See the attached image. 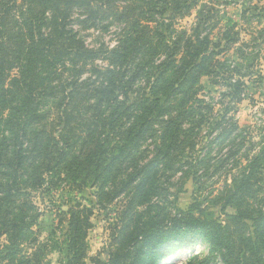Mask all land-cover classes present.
I'll use <instances>...</instances> for the list:
<instances>
[{"label":"rangeland","instance_id":"obj_1","mask_svg":"<svg viewBox=\"0 0 264 264\" xmlns=\"http://www.w3.org/2000/svg\"><path fill=\"white\" fill-rule=\"evenodd\" d=\"M87 1L88 3L85 0H74L71 3L68 16L71 39L60 46V54L50 55L47 66L44 64L41 71V87L50 88L51 94L41 95L44 97L37 99L34 110L46 116L35 123L27 118L28 114L23 112L24 108L16 115V119L12 118L13 122H10L6 118L10 110L0 108V146L5 144L6 147L5 141L10 140L16 142L14 145L17 146L22 142H31V138L36 134L33 128L42 129L43 125H46V128L41 138L45 139L47 147L69 146V158L66 163L53 151L52 157L46 159L52 164L51 168L47 169L45 157L49 153L44 152L36 165L23 169L18 178L12 174L14 168L7 170L8 159L0 155V203L3 204L1 216L4 217L5 211L8 216L6 223L8 221L11 225L20 227L19 231L23 232L24 236L20 246L22 251L17 256L19 263H15L22 264L20 261L26 259L25 255L30 256L35 252L39 247L35 239L39 237L41 244L45 242L49 246L44 261L60 264L65 256L61 248L65 247L62 241L69 229L68 211L79 206L78 209L85 207L91 210L92 226L86 238L87 254L83 264H93L91 260L95 258L107 262L111 252L120 248L127 251L120 264H142L136 262L134 256L139 249L141 251L145 241V234H140L142 225L147 227L150 220H155L164 225L163 235L171 229L169 222L180 216L181 211L186 212L183 217L204 220L208 224L213 221L225 226L223 236L219 239L208 234L197 236L191 231L182 236H160L158 245H155L156 250L151 249L156 258L143 264H224L221 255L224 251L229 252L228 257L234 261L233 264H264V231L258 230L256 223L250 218L241 220L244 225L236 223L232 219L233 215L238 213L235 204H216L218 199L225 197L224 189L227 185H233L234 177L240 174L241 166L247 162L243 155L246 148L251 147L254 150H247L248 155L253 156L264 147V0H215L216 3L210 2L211 0H187L190 8L173 17L170 10L159 14L162 4L148 13H130L126 7L132 3H140L141 0ZM7 2L13 8L12 13L19 18L24 8V0H0L2 10L6 9L2 4L6 5ZM40 5V14L36 18L41 21V31H48L51 7L61 9L65 5L63 2L57 3V0H42ZM205 5L214 6L216 11L208 12ZM110 8L116 12H112ZM246 9L249 12L245 13ZM208 14L215 17L211 19V23L208 22ZM132 17H141L142 23L148 25L151 30L150 61L145 70L138 73V62L127 64L113 57V52L127 37L128 23L133 22ZM229 27L235 32L238 31L240 41L226 54L220 55L219 59L228 60L227 64L232 60L233 67H237L239 73L235 76L230 73L231 78L230 74L217 69L213 76L200 77L196 87L200 86L201 91L194 94L192 89L185 96L177 95L176 98L174 95L171 100L177 110L171 112L170 116L175 115L176 111L190 114L184 128L190 134V140L194 141V149L185 154L170 139L161 145V137L147 136L149 138L139 142L133 155L117 160L115 172L106 173L104 161L110 162L114 149L120 146L133 147L135 142L132 134L129 137L120 134L126 131L130 123L137 120L135 117L140 118L141 108L135 103L137 91L139 97L144 93L151 96L152 87L158 79H162L165 73L168 79L173 77L174 68L167 72H163L165 68H161L162 61L168 56L165 44L175 40L176 43H184L188 39L196 43L202 41V37L216 43L220 41L219 34ZM179 38L182 39L181 42ZM241 43L248 46L241 47ZM256 43L259 46L253 47ZM179 45L180 50L175 53V63L178 65L180 59L185 56L184 44ZM19 47L17 43L9 47L13 51L10 57L14 63L22 60L25 55ZM67 47L77 51L68 55ZM76 52L82 54L75 56ZM241 53L244 54L243 58ZM3 61L4 58L0 59L1 63ZM8 65L3 64L5 73L9 74L7 83L18 74L17 67L8 70ZM161 71L164 75H161ZM240 73L244 76L240 77ZM236 81L241 83V87L237 93L238 97L232 99L230 93ZM100 84L110 87L118 85L116 100L113 103L104 101L101 111L100 106L95 110L103 91ZM190 85L192 83L187 86L193 87ZM76 89L82 92V96L78 97L79 101L75 107L69 108L70 92ZM129 89L130 94L125 96L124 91ZM131 107L132 111L122 114ZM74 108L73 112L78 111L77 114L79 111L88 115L96 114V120L91 122L88 118H72L74 122L65 125V122L69 121L64 115L65 111H72ZM26 109L30 110L29 107ZM113 112L119 113L117 119ZM226 113L233 117L232 123H237L239 129L242 128V131L238 132L242 133V136L233 137L236 142L234 141L235 146L233 145L231 150L228 144L216 142V132H212L213 123ZM215 116L216 119L213 118ZM104 117H110L114 121L108 119L104 122ZM202 117L204 121L199 125ZM179 119L177 116L178 121ZM15 122L21 125L22 132H18L14 139L13 131L19 127ZM88 128L89 131H94V139L95 135L103 132L102 143L108 149L99 166H87L86 155L79 154V147L84 141L75 137L78 132H87ZM113 131L120 134L116 135ZM245 139L244 146L239 145ZM14 145L11 146L12 150ZM231 153H234V156H231ZM40 160L43 163L39 162ZM234 160L239 162H235V166ZM149 162H154V166L146 169L151 173L149 178H146L142 167ZM262 178L264 179V171ZM13 179L20 190L13 191L9 200L1 199L6 195V183ZM122 181L126 183L123 184ZM82 182L83 187L78 188L77 185ZM262 183L264 188V180ZM122 188L124 190L119 192ZM259 195V199L250 202L251 208L254 211L260 209L264 213V190ZM193 204L199 205L200 209L196 208L190 212L189 207ZM130 210L133 218L126 220V213ZM2 227L5 226L0 221V264H7V261L2 260L6 252L3 246L7 243L6 235L1 234L4 229ZM121 228L124 229L125 242L120 245L114 242L113 233L120 232ZM133 239L137 241L135 249L129 245ZM175 239L179 242L173 241ZM55 241L58 246L51 249L52 245L56 246ZM173 248L175 253L169 256ZM149 251L150 247H147L141 257L139 256L140 260L148 259L146 255ZM27 264L36 263L31 259Z\"/></svg>","mask_w":264,"mask_h":264},{"label":"trees","instance_id":"obj_2","mask_svg":"<svg viewBox=\"0 0 264 264\" xmlns=\"http://www.w3.org/2000/svg\"><path fill=\"white\" fill-rule=\"evenodd\" d=\"M85 1L88 3L87 0ZM58 2H63L65 7H62L61 9L57 7L52 9L51 7V17L47 25V27L49 28L48 31H41V21H37L36 18L37 15L40 14L39 8L41 7L40 4L42 3V0H24V8L20 12L19 18L12 13L13 8L9 5V2H7L6 5L5 3L2 4V6H6V9L2 10L0 8V59L4 58V61L2 63L0 62V108L3 110H10L9 114L6 116V118L9 119L8 121L10 122H13L12 118L16 119V115L20 114L24 110V108L25 110L23 112L28 114L27 118L31 119V121L35 123H37L38 119H43L46 116V114L42 116L39 113L40 111L34 110L37 99L44 97L41 95L51 94L50 88L43 89V87H41V80L43 79V77L41 76L43 73L41 71H43L44 64L47 66L50 55H54L53 53H55L56 55L60 54L58 50L60 46L62 44H65V41L71 39V32L68 29V16L70 7L72 6L71 3H73L74 0H57V3ZM183 2L182 0H160L159 2L141 0L140 3H132L133 5L130 4L126 8L129 9L130 13L132 12L135 13V15H139L148 13L150 10L153 11L156 9V6L162 4L160 5L161 7L159 14H164L168 10H170L173 17V15L175 16L177 14H183L185 12L183 11L184 9L187 10L190 8L187 0H183ZM210 2L216 3L215 0H211ZM206 8L210 13H214L216 11L214 6H206ZM110 10L112 12H116L111 8ZM244 12L246 13L249 11L248 9H246ZM207 18L208 22L211 23V19H214L215 17L210 15ZM131 19L133 20V22L128 23V31L126 33L127 37L123 39L122 44H120L118 49L113 52V57L115 60L120 59L121 61H125L127 64H136V62H138L136 64V73H138L145 70L147 63L150 61L149 55L152 54V40L150 36L151 30L148 25L142 23L141 17H132ZM18 22L19 24H17ZM219 36L220 41H217L216 43H211V41H208V39L202 37V41L196 43L188 39V41L184 43H176L175 40L173 43L167 42L165 44V47L167 46L168 56L162 61V65L165 67L162 66L161 68H165L163 72L170 71V68H174L173 77L171 79H168V76L165 77L166 73L164 75V73L161 71V75L164 76L162 77V79H158L156 83H154L151 90V96H148L144 93L142 94V97H139V91H137L135 103L138 104L141 108L139 114L140 118L135 117L137 120L132 122V124L134 125L130 123L126 131H122L121 134L120 132H117L118 134H123L126 137H129V135L132 134V138H134L135 142H133L132 144L133 147L120 146L116 147L114 151L112 150L113 153L111 154L110 162L108 163L104 161V164L106 165V173H111L112 171L115 172V164L117 160L119 161L122 158L129 157L131 154L133 155L139 142L145 140L144 138H146L147 136L152 138H155L156 136L161 137V139H163L161 145L165 144L166 140L170 139L171 142L177 144L180 148V151L185 154H189V152L194 149V141L192 139L190 140V134L188 133L186 128H184L186 119L190 114L182 111H176L175 115L170 116L169 114L171 112L177 110L176 105H173L171 100L174 99V95L176 96V98L177 95L185 96L192 89H194V94L198 93L199 90L201 91L202 89H200V86L196 87L200 77L203 75L213 76L215 75V73H217V69L223 70L224 73H232L234 74V76L235 74L239 73L237 67H233L232 60L229 59L230 63L227 64L228 60L221 61L219 59L220 55L226 54L227 51H229L239 43L240 38L238 31L235 32L231 27H229L222 31ZM178 40L181 42L182 39L179 38ZM13 43H17V46H20L19 48L22 50V52L25 53L24 58L17 61L16 63H14L15 61L12 62L13 60L10 57V55L13 54V51L10 50L9 47L12 46ZM179 44H184L183 47L185 48V56L180 59L181 61L178 65L175 63L177 60L175 58V53L180 50ZM240 46L246 47L248 46V44L241 43ZM252 46L258 47L259 44L256 43ZM67 48L68 55H73V52L77 51L74 49L73 51L70 50V47ZM76 48L79 49L81 47ZM63 49L66 50L65 47H63ZM78 54H82V52L74 53L75 56H78ZM240 56L243 58L244 54L241 53ZM4 63L9 64L8 70H12L15 67H17L18 69V74L15 77H12L9 83H7L9 74H6V70L3 69ZM46 66L44 67V69L46 68ZM136 73L134 72V74ZM242 76L244 75L240 73V77ZM188 83H192V85L190 86L193 87H188ZM235 83L233 84L234 89L230 93L232 95V99L236 98L237 93L239 92L241 87V83L239 81H236ZM100 86L103 90L102 95L100 96L101 101L97 102L95 110H97V108L100 106L101 111L104 101L113 103V101L116 100V90L118 89V85L110 87V85L100 84ZM130 90L131 89H129L128 91H124L125 96H127V94H130ZM69 96L70 97L68 105L69 108H73L75 107V105H77V102L79 101L78 97L82 96V92L76 89L71 91ZM140 101L144 103H141ZM27 107H29L30 110H27ZM205 108L209 109V107ZM73 111H75V108L72 109V111H69L67 109L64 113V115L67 116V119H69V121L65 122V125L67 126L72 121V118H74L75 120H78L79 118H88L91 120V122H94L96 120V114L88 115V113H83L82 111H79L80 113L77 114L78 111L76 113H74ZM130 111H132V107L127 109V111L122 114L125 115ZM118 115L119 113L113 112V116L115 117V119H117ZM177 116L180 117L179 121L177 120ZM203 118L204 117H202L201 121L198 122L199 125L204 121ZM213 118L216 119L217 116ZM102 119L104 122H106L108 119L110 121H114L110 119V117H104ZM231 119H233V117L229 116L228 113H226V115L220 117L219 120L216 119L212 126V132H216V137L214 138V140L216 142L220 141L223 144H228L230 150L235 146L234 141L236 142L233 137H236V135L242 136V133H238L239 131H242V128L239 129L238 124L232 123ZM118 120H121V118H118ZM73 122L74 121H72V123ZM15 124H17L19 127L13 131L14 139L17 136L18 132H22L21 125L16 122ZM45 128L46 125H43L42 129L33 128V130L36 131V134L31 138V142L21 141V145L17 146L14 145L16 142H11L10 140L9 142L5 141L7 143L6 147L5 144L0 146V155L2 154V156L8 159V166H6L7 170L9 168H14L12 174L17 178L18 174L23 169H27L29 167L33 168L36 165L38 158L44 152L49 153V155L45 157V164H47V169H50L52 164L51 161H46V159L52 157L53 151L57 152L58 158H61L63 162H67V158H69L67 154V148L69 146L58 147L57 145L55 147H47V145L45 144V139L41 138L45 131ZM112 130H114V128ZM88 131L89 128L87 132ZM81 132L85 133L82 134ZM81 132H78L75 137L76 139H81L82 141H84L83 145L79 147V154L86 155L85 159L87 161V166L91 164H96V166H99L103 162L105 152L108 151V149H106L104 147V144L102 143L103 132L95 135V139L93 138V130H90L88 133L86 132V130H83ZM112 133L117 135L115 131H113ZM109 135L110 134H108V136ZM242 139L244 138L242 137ZM245 142L246 139L243 140L239 145L244 146ZM13 145L15 146V148L12 150L11 146L13 147ZM247 150L254 151L253 149H251V147H249L246 148L245 152H243L244 158L247 162L245 163V165L241 166L239 171L240 174L234 177L233 185H227L224 189L225 197L220 200L218 199L216 201V204L221 203L225 206L235 204V208L237 209L238 213L237 215H233L232 219H234L236 223L244 225L241 220L250 218L254 220V222L256 223V228L258 230L264 231V213L260 209L254 211V209L251 208L250 203L253 200L259 199V193L264 190L262 183V181L264 180L262 178V172L264 171V147H261L260 150L253 156L248 155ZM158 151L161 152L160 149H158ZM231 156H234V153H231ZM95 157H99V159H95ZM12 159H14V161H12ZM39 162H42V160H40ZM233 162V166L239 163L235 160ZM153 166L154 162H149L147 165H144V167H142L146 172V178H149V175L151 174L148 173L146 169L152 168ZM136 178L137 177L135 176V181L137 180ZM126 181H122L124 182L123 184H125ZM6 184V195L1 197V199L7 198L9 200L11 199L10 196H13L12 192L20 189L18 188V184L16 183V181H14V179ZM83 184L84 183L82 182L77 185V187L82 188ZM123 190L124 188L119 189V192ZM2 207L3 204L0 203V221H2L3 225L5 226L2 227L4 229H2L1 234H5L7 238V243L3 246L6 248V252L4 254V257H2V260L7 261V264H17L15 262L19 260L17 256L20 255L22 251L20 246L22 244V241H24L23 232L21 233V231H19L20 227L15 225L13 226L8 221L6 223L8 216L6 215L5 211L4 217L1 216ZM78 208L79 206L76 208H71L68 211L69 229L65 233L64 240L62 241L65 247L61 248L63 249L62 251L64 252L65 256L60 264H83V259L87 254L86 238L88 230L92 226L90 222L91 210L85 207H83L82 209ZM196 208L200 209V206L193 204L189 207V211L191 212ZM185 214L186 212L181 211L180 216L174 217L169 222L171 229L164 232L163 235L162 230L164 228V225L157 223L155 220H150L147 223V227L142 225L143 229L141 230L140 234H145V241L141 246V251L139 249V252L134 255L136 258V262L143 264L149 261L152 262L154 257L156 258V256L154 255V251L157 247H155V245H158V239L160 236L169 237L173 234H175V236H182L186 232L191 231L194 232V235L197 236L208 234L219 239L223 236L222 232L226 230L225 226L217 224L213 221H211V225L204 220L201 221L199 219H189L183 217V215ZM125 217L126 220L132 219V211L130 210L128 213H126ZM213 225L214 227H212ZM123 230L124 229L121 228L120 232L114 231L113 233L114 242L119 243L120 245L125 242L123 238ZM173 241L179 242L178 239H175ZM35 242L39 247L30 256L25 255L26 259H22L20 262L22 264H27L28 260L33 259L35 260L36 264H52L48 261L47 263L44 261V258L49 250L48 244H45V242H42L41 244L39 237L38 239H35ZM54 244L56 246L52 245L51 249L58 246L57 241H55ZM129 245L135 249L137 248V241L133 239L131 240ZM153 246L155 248H152ZM147 247H150V251L146 255L148 259L142 261L140 260L139 256L141 257V253ZM151 249H153L154 251H151ZM174 249L175 248L172 249L173 252L169 256L175 253ZM126 252L127 251L125 249L120 248L116 251L111 252V257L107 262H102L97 258L92 259L91 261L93 262V264H120V261L121 259H123L124 255H126ZM221 255L224 264H233L234 261L230 259V257H228L230 255L229 252H221ZM156 264H158V262Z\"/></svg>","mask_w":264,"mask_h":264}]
</instances>
